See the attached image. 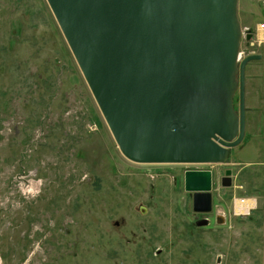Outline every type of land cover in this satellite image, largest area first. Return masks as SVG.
Wrapping results in <instances>:
<instances>
[{
    "label": "rangeland",
    "instance_id": "374dc122",
    "mask_svg": "<svg viewBox=\"0 0 264 264\" xmlns=\"http://www.w3.org/2000/svg\"><path fill=\"white\" fill-rule=\"evenodd\" d=\"M239 19L264 22V0H239ZM243 47L262 58L228 161L136 163L48 1L0 0V264H264V46ZM187 170L213 172L210 213L195 212ZM239 198L256 206L236 214Z\"/></svg>",
    "mask_w": 264,
    "mask_h": 264
},
{
    "label": "water",
    "instance_id": "95a60500",
    "mask_svg": "<svg viewBox=\"0 0 264 264\" xmlns=\"http://www.w3.org/2000/svg\"><path fill=\"white\" fill-rule=\"evenodd\" d=\"M47 1L125 157L228 161L246 133V68L262 58L239 62V0ZM185 189L195 212L213 210L211 170H187Z\"/></svg>",
    "mask_w": 264,
    "mask_h": 264
},
{
    "label": "built area",
    "instance_id": "2783aa9c",
    "mask_svg": "<svg viewBox=\"0 0 264 264\" xmlns=\"http://www.w3.org/2000/svg\"><path fill=\"white\" fill-rule=\"evenodd\" d=\"M246 44L247 47H262L264 46V22H260L254 28L249 26H242V46ZM239 53V62L249 54H253L255 51H248L244 47ZM237 201V200H236ZM241 206L243 211H238V207ZM256 206V201L251 198H239L236 202V214L249 213Z\"/></svg>",
    "mask_w": 264,
    "mask_h": 264
},
{
    "label": "bare ground",
    "instance_id": "6f19581e",
    "mask_svg": "<svg viewBox=\"0 0 264 264\" xmlns=\"http://www.w3.org/2000/svg\"><path fill=\"white\" fill-rule=\"evenodd\" d=\"M236 209H237V207H236ZM237 210H238V211H243V210L241 209V206H239Z\"/></svg>",
    "mask_w": 264,
    "mask_h": 264
},
{
    "label": "crops",
    "instance_id": "0c3cea01",
    "mask_svg": "<svg viewBox=\"0 0 264 264\" xmlns=\"http://www.w3.org/2000/svg\"><path fill=\"white\" fill-rule=\"evenodd\" d=\"M252 62V61H251Z\"/></svg>",
    "mask_w": 264,
    "mask_h": 264
}]
</instances>
